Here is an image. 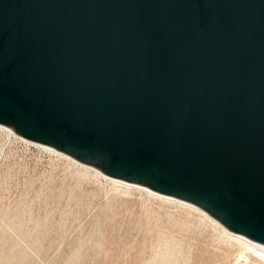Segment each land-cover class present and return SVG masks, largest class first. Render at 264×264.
<instances>
[{
	"label": "water",
	"instance_id": "water-1",
	"mask_svg": "<svg viewBox=\"0 0 264 264\" xmlns=\"http://www.w3.org/2000/svg\"><path fill=\"white\" fill-rule=\"evenodd\" d=\"M0 125L264 245V0H0Z\"/></svg>",
	"mask_w": 264,
	"mask_h": 264
},
{
	"label": "rangeland",
	"instance_id": "rangeland-1",
	"mask_svg": "<svg viewBox=\"0 0 264 264\" xmlns=\"http://www.w3.org/2000/svg\"><path fill=\"white\" fill-rule=\"evenodd\" d=\"M9 134L0 128V264H240L242 245L199 211L113 191Z\"/></svg>",
	"mask_w": 264,
	"mask_h": 264
},
{
	"label": "bare ground",
	"instance_id": "bare-ground-1",
	"mask_svg": "<svg viewBox=\"0 0 264 264\" xmlns=\"http://www.w3.org/2000/svg\"><path fill=\"white\" fill-rule=\"evenodd\" d=\"M0 128L7 131V133H10L11 135H13L14 137H17L19 139H21L22 141H24L25 143L27 144H30V145H35V146H38L42 149H45V150H48V151H51L61 157H63L64 159H66L68 162H71V164H74V166H78V167H81L83 168L82 170H84L87 174H89V176H93L94 178H102V179H105L106 181H108L111 185V188H113L112 190H116L117 191H121L122 193H125V194H131L133 191H137L141 194H146L148 196H151V197H154L156 199H160L163 201H167L168 203L169 202H172V203H177L179 205H181V207H185V208H189V209H192V210H195V211H199L200 213H202L203 215H205L208 219H210L214 224L215 226H219L223 231L224 233L230 238V240L232 239L233 241H235L236 243H239L240 245H242L243 247L245 246L246 244V238L242 235H238V234H234L232 233L231 231H229L227 228H225L219 221H217L216 219H214L213 217H211L207 212H205L203 209L199 208L198 206L194 205V204H191V203H188V202H184V201H181V200H178L176 198H173V197H170V196H166V195H162V194H159L157 192H154L152 191L151 189L145 187V186H141V185H137V184H131V183H128V182H125V181H122V180H118V179H114V178H111V177H108L106 176L104 173H102L99 169L95 168V167H92V166H89V165H86L80 161H78L77 159L65 154V153H62L56 149H53L49 146H45V145H42V144H38V143H35V142H31L27 139H24L20 136H18L12 129H10L9 127H6V126H2L0 125ZM9 134V135H10ZM67 163V162H66ZM70 164V165H71ZM79 169V168H78ZM81 170V171H82ZM80 171V170H79ZM83 171V172H84ZM91 173V174H90ZM100 180V179H99ZM105 182V181H104ZM108 183V185H109ZM134 193V192H133ZM120 194V193H119ZM133 195V194H132ZM1 198V197H0ZM171 203V204H172ZM38 207V206H37ZM36 209V208H35ZM191 210V212H192ZM188 211V210H187ZM194 212V211H193ZM198 212V213H199ZM199 213V214H200ZM202 215V216H203ZM224 234V235H225ZM53 235V233H52ZM229 240V239H228ZM233 244V243H232ZM9 246V245H8ZM239 246V245H238ZM7 247V246H6ZM241 247V246H240ZM237 261V260H236ZM256 262V260H253ZM258 263V262H257ZM260 264V263H259Z\"/></svg>",
	"mask_w": 264,
	"mask_h": 264
},
{
	"label": "built area",
	"instance_id": "built-area-1",
	"mask_svg": "<svg viewBox=\"0 0 264 264\" xmlns=\"http://www.w3.org/2000/svg\"><path fill=\"white\" fill-rule=\"evenodd\" d=\"M250 260H256V262L264 264V245L246 238V244L241 247L238 254V262L247 264Z\"/></svg>",
	"mask_w": 264,
	"mask_h": 264
}]
</instances>
